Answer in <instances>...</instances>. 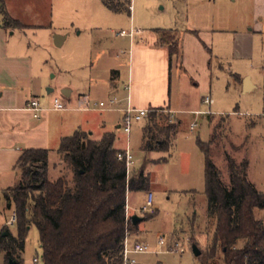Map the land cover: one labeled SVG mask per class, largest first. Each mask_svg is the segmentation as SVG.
<instances>
[{"label":"rangeland","instance_id":"rangeland-1","mask_svg":"<svg viewBox=\"0 0 264 264\" xmlns=\"http://www.w3.org/2000/svg\"><path fill=\"white\" fill-rule=\"evenodd\" d=\"M129 1L134 6L133 0ZM50 3L53 7V30L37 33V36H47L40 37L39 45L52 70L49 75L50 87L57 91L51 99L55 100L57 94L61 93L60 100L64 101V93L70 88L80 93L92 90V100L98 104L101 100H109L110 84L115 80L116 71L122 74L124 81L129 77V61L123 53L128 51L131 40L122 39L119 36L121 32L130 33L133 28L150 36L157 30H178L182 35L188 30H202L213 35L218 30L246 31L253 11L250 7H242L240 1L236 4L234 0H138L136 11L133 9L130 19L128 15H115L108 11L102 0H50ZM235 17L243 21L232 24ZM0 22L4 24L1 17ZM207 33H204L205 39L208 38ZM232 36L222 37L226 47L227 43H231ZM56 37L67 38L63 47L56 46ZM52 40L51 48L47 43ZM257 44L260 42L257 41ZM209 47L213 50V58L198 40L183 43L187 65L195 83L184 76L177 65L173 67L172 111L175 119L181 122L174 152L142 153V129L147 123L135 124L133 128V171L135 169L136 174L145 171L152 176L156 191L151 190L149 194H154L155 208H159L157 215L142 216L140 211L148 195L130 194L132 216L144 220L137 238L151 248L149 254L132 256L138 264H201L195 254V247L206 253L213 244L216 223H210L208 219L206 160L198 143L208 144L214 128L207 116L197 118L189 112H211L217 118L230 116L228 123L221 120L215 122V125L222 124V129L217 132L218 144L212 150L213 161L228 185L230 175L227 158H234L238 163L248 160L249 180L264 194V70L261 68L264 65V50L257 49L252 60L245 62L236 58L231 49L220 52L217 44ZM210 61L211 75L204 72L205 62ZM239 72L253 76L260 89L244 95L234 77ZM196 82L201 86L204 97L212 96L214 107L209 108L200 102V95L195 90L188 94L192 102L182 104L183 94L190 91L189 86L196 89ZM237 109L239 114L235 115ZM196 122L198 128L192 132L191 126ZM255 123V127H249ZM113 130L116 135L125 136L117 129ZM116 145L119 149H125L126 142L117 141ZM162 159L167 162L159 165L153 163ZM50 161V178L72 179L73 175L61 157L52 155ZM149 161L152 164L147 166ZM15 214V205L9 209L1 195L0 227L10 222ZM256 216L258 220L264 221V211H257ZM9 229L13 235H18V225L9 226ZM162 241L166 247L160 245ZM176 245L179 246V252L171 253L170 248ZM42 257L39 232L32 228L23 261L25 264H34V260L39 258L42 264ZM0 264H5L1 255Z\"/></svg>","mask_w":264,"mask_h":264},{"label":"trees","instance_id":"trees-1","mask_svg":"<svg viewBox=\"0 0 264 264\" xmlns=\"http://www.w3.org/2000/svg\"><path fill=\"white\" fill-rule=\"evenodd\" d=\"M103 3L115 14H129L127 2ZM13 24L7 19L8 26ZM164 41L173 62L180 55L179 42L168 37ZM144 122L142 152L172 154L181 123L165 109L150 111ZM221 129V125L215 129L210 143H198L206 160L208 219L216 223L213 244L199 260L201 264H264V221L256 216L264 211V194L249 181L248 160L238 163L228 157L230 183L224 182L212 156ZM115 141L114 135H106L93 142L83 132L63 140L58 154L73 177L55 182L50 179L48 151L23 155L17 168L21 180L5 194L18 216L17 237L9 231L0 236L5 264H25L23 254L32 228L40 235L42 264H124L128 235L138 231L128 214V196L149 195L152 180L142 172L128 176ZM163 162L167 161L158 163Z\"/></svg>","mask_w":264,"mask_h":264},{"label":"crops","instance_id":"crops-1","mask_svg":"<svg viewBox=\"0 0 264 264\" xmlns=\"http://www.w3.org/2000/svg\"><path fill=\"white\" fill-rule=\"evenodd\" d=\"M121 1L129 3V14L110 12L115 15H128L132 19L133 9L135 12L138 0H133L134 6L132 1ZM239 1L242 7L247 6L253 10L248 23L249 29L246 28V31L238 29L218 30L214 31L213 35L211 32L207 33L202 30H188L182 35L183 33L181 34L178 30H157L149 36L141 30L136 31L132 28L131 32L135 33L134 37L124 38L131 40L128 51L123 53L129 61L128 80L124 81L122 74L116 71L115 80L120 81L114 80L110 84L109 100L107 102L101 100V95L99 98L100 103H109L113 99H117L119 105L114 109H94V104L97 102L92 100V90L80 93L70 88V90L65 91V100H62L67 105L68 110L58 112L54 108V102L56 99L60 100L62 94H57L55 100L51 99L57 91L50 87L49 75L52 70L48 67L49 62L46 54L41 52L39 45V43L41 44L40 37L46 38L47 36H45L46 34L37 36V33L53 30V7L50 0H38L37 2L33 0H0V17L4 22V24L0 22V196L2 195L5 198L9 209L12 208V204L8 202L5 194L21 180V174L17 168L21 158L27 151H48L50 157L55 154L60 157L58 152L63 140L72 138L77 132L90 135L91 140L97 143L101 142L106 135H114L116 138L114 148L119 152L127 151L132 148V133L128 136L123 129L128 110L148 111L150 113L152 110L165 109L172 116V119L177 121L172 111L173 67L177 65L184 76L189 77L195 83V78L191 75L187 65L188 58L185 49L183 50L184 42L193 39L198 40L212 58L213 50L210 49L209 45L214 44L216 46L217 44L220 52L231 49L236 58L245 62L252 60L257 49L264 50V0H234L236 4ZM7 19L14 23L13 27L7 25ZM236 19L235 17L231 23L235 24L236 21L237 24L238 21H243L242 19ZM204 33H207V39H205ZM225 35H233L231 43H227V47L225 46V39L222 38ZM166 37L179 42L180 55L173 62H171L170 47L164 41ZM61 38L64 39L61 46L63 47L67 38ZM58 39L59 37H56L55 44L56 41L60 42ZM257 41L262 45L257 44ZM47 44L52 48L53 40L52 42L48 41ZM211 61L205 62L204 68V72L210 75L212 72ZM261 68L264 70V65ZM247 74L239 72L234 76L244 95L252 94L260 89V85L255 83L253 76ZM196 85V89L189 86L190 91L183 94L182 104L187 105L192 102V98L188 94L194 90L197 95H200V102L203 103L205 97L202 88L197 82ZM209 97L212 98V96ZM33 99H40L41 101L42 113L40 120L35 119L34 115L28 111V105ZM214 106L215 104L207 107L212 108ZM210 113L199 110L189 112L197 118L207 116L214 128V135L215 129L222 125H215V122L221 120L228 123L230 116L217 118ZM238 114L239 109L236 110L235 115ZM194 124L198 126L197 122ZM255 126L256 123L251 124L249 127ZM113 129L124 133L125 136L116 135ZM143 129L141 151L143 148ZM117 141H125V149H119L120 147L116 145ZM144 154L150 155L149 153ZM153 163L159 165L157 162ZM149 164H152L151 161L146 163L147 166ZM133 172L137 173L135 169ZM141 172L145 173V171ZM50 179L52 182L59 180ZM151 180L153 184L152 176ZM152 190L153 192L156 191L154 184ZM130 196L129 194L128 214L133 218L132 209L129 206ZM136 212H139V210ZM156 212H159L158 207ZM10 222L0 227V236L3 234L7 236V231L11 233L9 229ZM141 223L136 226L138 231L131 234L130 241L134 244L141 243L137 238ZM0 255L3 256L5 263V255Z\"/></svg>","mask_w":264,"mask_h":264},{"label":"built area","instance_id":"built-area-1","mask_svg":"<svg viewBox=\"0 0 264 264\" xmlns=\"http://www.w3.org/2000/svg\"><path fill=\"white\" fill-rule=\"evenodd\" d=\"M139 33V32H137ZM134 32H121L119 34L120 37L122 38H127V37H134ZM203 104L206 106H213L215 104L214 100L211 97H205L203 99ZM119 105V100L113 99L109 103H100V104H95L94 109H101V110H107V109H114V107H117ZM54 108L58 112H64L67 111V105L59 99H56L54 102ZM28 111L31 112L34 115V118L37 120H40V116L42 113V108H41V101L40 99H33L29 105H28ZM149 115L148 111H133V110H128L126 112L125 120L123 123V129L125 133L130 136L133 130V125L142 123L147 116ZM198 126L196 124L192 125V132L196 130ZM119 161L123 162L126 164L127 167V173L128 176L130 177L132 172H133V166H134V156L129 148L127 151H124L119 154ZM142 216H148V215H154L156 213V208H155V197L154 194H149L147 196V199L145 201V204L143 208L140 211ZM18 223V216L17 214L14 215L10 222V226H15ZM131 234L128 235V238L125 243V250H124V264H138V262L132 258V256H137V255H145L151 253V248L148 247L147 245L143 243H135L131 244L130 241ZM162 247H166V243L162 241L160 243ZM171 249V253H178L179 252V246L176 245ZM34 264H40V259L37 258L34 260Z\"/></svg>","mask_w":264,"mask_h":264},{"label":"water","instance_id":"water-1","mask_svg":"<svg viewBox=\"0 0 264 264\" xmlns=\"http://www.w3.org/2000/svg\"><path fill=\"white\" fill-rule=\"evenodd\" d=\"M58 40L60 42L56 41V46L61 47L64 39L59 37ZM132 221H133L135 226H138L141 222H143V219H140L138 217H133ZM195 254H196L197 258H200L202 256V252L199 250V248L197 246L195 247ZM11 264H16V263L11 262Z\"/></svg>","mask_w":264,"mask_h":264}]
</instances>
